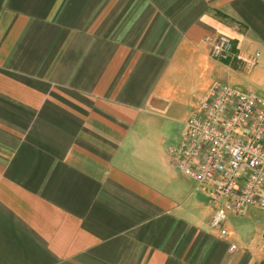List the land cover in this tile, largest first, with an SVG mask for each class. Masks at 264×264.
<instances>
[{
  "label": "crops",
  "instance_id": "obj_1",
  "mask_svg": "<svg viewBox=\"0 0 264 264\" xmlns=\"http://www.w3.org/2000/svg\"><path fill=\"white\" fill-rule=\"evenodd\" d=\"M219 34L264 76V0H0V264H264L260 208L212 202L162 125L248 85Z\"/></svg>",
  "mask_w": 264,
  "mask_h": 264
},
{
  "label": "built area",
  "instance_id": "obj_2",
  "mask_svg": "<svg viewBox=\"0 0 264 264\" xmlns=\"http://www.w3.org/2000/svg\"><path fill=\"white\" fill-rule=\"evenodd\" d=\"M204 43L212 58L241 71L250 72L258 64V51L241 50L226 34L207 35ZM170 157L184 176L207 186L212 202L225 198L237 215L249 206L264 210V99L253 90L213 82L185 120ZM225 219L222 205L215 209L211 225ZM226 233L221 229L222 236Z\"/></svg>",
  "mask_w": 264,
  "mask_h": 264
},
{
  "label": "rangeland",
  "instance_id": "obj_3",
  "mask_svg": "<svg viewBox=\"0 0 264 264\" xmlns=\"http://www.w3.org/2000/svg\"><path fill=\"white\" fill-rule=\"evenodd\" d=\"M235 69V70H234ZM234 72H238L242 77L248 79V85L242 87L240 86L239 88H241V90H253L260 98L264 99V76L261 77H254L251 72H242L239 69L233 68ZM223 83H229L230 82L227 79H220ZM181 115V113H180ZM180 115H177L178 119H176L175 121H170L167 119H164V121H162V125L169 127V130L171 132V135H177L179 136L183 123L181 122V117ZM176 117V118H177ZM173 147V146H172ZM253 211H256V213L258 215H260L262 218H264V210L261 209H252Z\"/></svg>",
  "mask_w": 264,
  "mask_h": 264
}]
</instances>
